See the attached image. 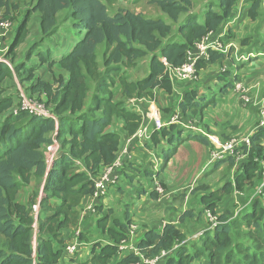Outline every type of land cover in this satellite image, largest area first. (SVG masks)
I'll use <instances>...</instances> for the list:
<instances>
[{
    "label": "trees",
    "instance_id": "obj_1",
    "mask_svg": "<svg viewBox=\"0 0 264 264\" xmlns=\"http://www.w3.org/2000/svg\"><path fill=\"white\" fill-rule=\"evenodd\" d=\"M236 1L215 0L214 5L206 7L202 23L197 24L196 15L189 12L192 8L191 0H150L161 13L154 18L127 9L110 13L107 4L101 0H27L24 10L20 9L22 7L15 0H0V11L3 10L0 22H13L15 18H20L6 56L10 67L0 62V264H55L60 251H53L52 245L61 243V251L67 246V243H63L61 234L67 228L61 215L73 210L83 197L93 192L91 177L98 176L116 158L118 137L112 133H104V129L110 125L114 115L135 118L121 104L113 105L109 99L102 97L109 87L106 83L109 74L134 67L138 60L149 57L148 76L136 84L125 83V92L135 87L140 91L158 86L168 89L170 81L166 65L180 66L193 43L208 32H216L231 14ZM259 2L255 0L254 6L258 7ZM32 13L39 14L40 32V39L32 47H37L57 34L61 25L58 16L62 14L65 16L64 21H69V28L74 31L76 43L57 61L50 60L49 51H46L38 54L41 60L37 67H26L25 61L33 54L32 48L28 50L25 61L20 63L14 60L15 49L25 36ZM98 51L101 53L100 61ZM222 57L223 54L211 52L208 64L218 62ZM160 58L165 60L166 65L160 62ZM53 63H58L67 73L66 81L60 79L57 81L58 85L53 87L52 82L36 77L26 87V91L35 94L36 101L43 104L53 118L36 117L24 112L12 116L10 112L18 103L16 98L19 91H15V95L6 94L10 91V86H3L5 79L16 75L18 82L22 84L32 79L33 73L41 65L51 67ZM208 64L199 61L198 68ZM234 64L237 63H230L228 68ZM227 73L228 70L222 74ZM231 79L237 80V77L232 75ZM228 86L229 84L225 85ZM22 92L26 95L24 90ZM40 94L45 95L43 100ZM196 96L195 89L184 95L178 104L181 114L195 115L204 109L205 106ZM84 108H87V114L82 112ZM100 109H103L104 114L101 119L95 116V112ZM54 138L58 150L48 164L44 150L53 143ZM197 141L207 144L200 137ZM249 143V147L243 149L248 155L247 163L234 181H237V189L242 188L245 180H251L256 175L261 179L264 169L261 145L264 143V128L253 134ZM144 175L151 176V182L156 180L149 172ZM33 180H44L43 208L49 199L61 201L50 216L38 221L35 233L30 205L13 201L19 183L30 186ZM227 186L231 188L230 184L223 188ZM70 198H75L77 204L65 208ZM201 202L202 197L198 203ZM245 207H249L248 215L244 212L231 218L219 216L220 225L203 232L189 247L183 246L184 244L175 245V241L183 239L182 232L176 225L167 224L160 232L147 230L138 241V254H130L118 264H141L142 259L155 258L162 251L172 254L161 259L165 264H264V218L258 221L261 217L258 211H264V188L259 196L254 195L242 208ZM110 214L111 212L103 214L98 221L103 229ZM194 216V211L184 212L179 223ZM131 225L127 212L121 220L113 218L108 228V238L112 245L101 247L95 244L90 263L107 264V260L117 253L119 243L131 238ZM240 236L246 237L247 241L242 243L234 240Z\"/></svg>",
    "mask_w": 264,
    "mask_h": 264
},
{
    "label": "crops",
    "instance_id": "obj_2",
    "mask_svg": "<svg viewBox=\"0 0 264 264\" xmlns=\"http://www.w3.org/2000/svg\"><path fill=\"white\" fill-rule=\"evenodd\" d=\"M259 1L258 7L254 6L255 0H237L234 3L231 14L216 30L217 36L223 35L221 42L224 52L213 53L223 54L224 57L220 58L218 62L205 65V67L198 70V79L195 82H203V79L208 77V72L214 73L215 75L213 76L216 80L212 83L213 85L219 84L222 90L219 96L220 100L216 103H211L209 106L204 105V109L200 112L197 110L198 112L196 115H199L200 119L202 118L203 121L202 125L205 130L200 128L203 133L189 131L184 127L191 124V119L186 116L188 113L186 115L183 113L181 114L178 107L184 95L192 90L190 86L187 87L188 89L186 92H183V96H181L180 90L177 89L175 83H169L168 89L158 86L154 89L140 91L138 87H135V89L125 92V83L136 84L148 76L150 71L149 57L142 60L146 62L145 67L147 69L146 75L142 78L137 79V77H133L134 79L132 81L130 78L125 80L122 79L120 75L119 78H116V76L109 74L106 83H108L109 86L112 85L113 88L108 87V90L102 97L104 99H109L113 105L121 104L122 108L125 107V111L135 116L134 119H137V123L129 120L127 117L114 115L111 118L110 125L104 129V133H112L118 137V149L115 155L116 157H123V166L119 171L118 183L108 187L104 195L100 196L95 202H92L91 194L82 198L78 204L79 216L75 225L61 231L63 243H67L66 245L75 241V238L70 237V234L72 236H75V233L78 235L80 234V239L82 241H79V247L74 255L68 254L65 250L61 251V243L53 244V251H60V256L55 264H91L90 261L94 255V245L99 244L101 247L108 244L112 245L108 238V228L111 226L113 218L121 220L123 214L126 212L130 217V224L136 226V235L133 239L129 238L122 249H120L121 243L123 242L121 241L118 245L117 253L111 259L107 260V264H118L130 254L137 255V244L142 238V234L147 230L160 232L173 218L179 224V219L182 214L187 211L186 209H190L187 205L191 203V184L192 187L194 184L199 183L204 185L208 178L206 177V179H204L202 177L210 174L213 176L216 171L221 169L226 168L229 172L219 182L220 184L214 188V191L220 186L230 184L231 194L227 200L231 202L234 198L238 200L243 198L238 203L239 205H241L240 203L243 202L248 195H254V189L257 188L260 182L257 175L252 178L255 180L256 184L251 182L250 185L254 184L251 189L248 184H245L246 182L249 183V179L242 183L241 189H235L233 184L237 175H241L243 172V166L247 163V159L239 163V161L232 159L235 157H228L229 160L227 158L218 161L211 165L212 167L209 166L210 168L205 166L202 168L200 167L197 169L196 173L192 175L190 169L187 171L185 167L187 155L184 149L185 147L191 146L192 154L196 156L203 155L206 158L209 156V152L212 149L209 143V136H216L221 141L230 139L243 140L245 138H250L259 130L257 128L259 122L258 110H264V0ZM206 9L207 8H195L193 6L190 9V14L196 15L195 21L197 24L202 23ZM213 10H216V8H213ZM132 12L138 13L135 11ZM2 13L3 10L0 11V15ZM158 15H161L159 10ZM198 15H200V17ZM61 16L63 17L64 15L58 16V21ZM29 20H35L37 28L35 32L37 33L36 38L40 39L38 27L39 14L32 13ZM60 22L61 25L59 30L57 34H55L56 36L60 33L63 36V41L59 49L52 52L50 48L47 47V42L45 41L37 47H32L35 41H31L30 36L28 37L29 41L26 40L27 33L25 32L22 42L15 49L16 58L18 59L20 55V53H16L17 51L26 52L23 57L26 58L28 50L32 48L31 51L33 55L49 51V59L57 61L62 54L67 52L76 43L75 39H72L70 33L67 32L70 27L69 21L60 20ZM175 33L174 31L173 34ZM178 38L179 36H177V39ZM241 54L250 55L248 61L242 64H234L232 75L234 78L237 77V80H227L226 84H229V86H223V84H221V74H219L221 72V67L228 66V63L232 64V62L235 61L234 59ZM32 59L33 58L28 57L25 61V59L20 58L16 63L25 61L26 67H30L34 65V63L31 62ZM160 62H162L161 58ZM43 65L46 66V64ZM53 66L58 67L59 71L55 68L57 74L50 82L53 83L54 79L66 81L68 78L67 73L61 69L58 63H53L51 67ZM132 69H134V67L123 68L121 71L129 74ZM16 77V75L12 76L15 84L17 80ZM36 77L37 74L34 72L33 78L35 79ZM112 78L116 80L115 83ZM235 81L240 82L244 87L249 89L247 100L244 101L242 94L236 93L232 89ZM32 82L33 80L30 79L23 82L22 86L25 88L27 87V83L31 85ZM169 91L170 93H168ZM29 93L31 92L29 91ZM209 93H211V89L208 93L206 92L205 96L202 98H199V95H197V100H203ZM44 96V94H40L42 100ZM161 96H175L176 99H170L164 102ZM116 97L118 98L116 99ZM200 100L198 101L200 102ZM151 103L157 106L160 118L164 124L169 123L174 115L179 122H177L178 124L173 123L172 126H166L160 131L153 132L148 143L137 142L133 140V136L140 130L141 125L146 120L144 119V114ZM102 111L103 109H100L95 112V116L100 119L103 118L104 114ZM82 112L86 113L87 108H84ZM189 114L193 115V113ZM177 127L178 129H176ZM198 137L206 140L207 144L203 145L197 141ZM261 145L264 154V143ZM49 148L50 145L46 147L45 158L46 154L50 151ZM124 151L127 152L126 155L123 154ZM182 151L184 153L181 154L183 156L181 159L178 155ZM145 172H149V174L153 176V179L165 185V194L163 196L153 191L151 181V189H147L149 186L143 177H147V180H150L151 176H145ZM197 181L198 183H196ZM188 184H190V189L183 190L182 188L187 189ZM212 190L213 189L210 191L212 192ZM206 194V192H202V194L197 195L195 205L197 204L198 208H200V203H198L200 198ZM182 196L183 198L175 200ZM241 206L243 207L245 204ZM91 207H93V210ZM107 212L108 214L111 212V214L103 229L98 225V221L103 216L102 214H107ZM158 220L161 224L156 228L155 223ZM95 250L97 253V249Z\"/></svg>",
    "mask_w": 264,
    "mask_h": 264
},
{
    "label": "rangeland",
    "instance_id": "obj_3",
    "mask_svg": "<svg viewBox=\"0 0 264 264\" xmlns=\"http://www.w3.org/2000/svg\"><path fill=\"white\" fill-rule=\"evenodd\" d=\"M15 1H17V3L22 7V8H20L21 10L25 9L24 3H26L27 0H15ZM101 1L105 2V4H107V8H108L110 13H114L116 10H119V9H127V10L130 9V10L138 12V13H143L145 16L152 17V18L159 16L158 10L156 9L157 7L155 5H153L151 2H149L150 0H101ZM192 1H193V3H192L193 7L203 8V9H205L206 7L208 8L209 6H212L213 2H215V0H192ZM62 15H64V14H62ZM198 16L200 17V15H198ZM64 17L65 16H63V17L61 16L59 19V22H60V20H64L65 19ZM19 22H20V18L14 19V21L12 22V28L8 31L6 38L4 40H2V43L7 48V52H6L5 56L8 55L9 47H10V44L15 37ZM70 30L71 29L69 28V30L67 32L70 33V36L72 37V39L74 38L76 41V37L74 36V31L71 30V32H70ZM36 31H37V28H36L35 20H32V21L29 20L27 22V30H26L27 38H26V40L29 41L28 37L30 36L31 41L34 40L35 42H37L39 39L36 38V34H37V33H35ZM62 41H63V36H62V34L59 33L55 37H50L45 42H47V47L50 48V50L52 52H55L57 49H59L60 45L62 44ZM98 52H99L98 53V60L100 61L101 53H100V51H98ZM16 53L17 54L20 53L18 59H20V58L25 59L23 57H24V54L26 52L17 51ZM30 57L33 58L31 62L34 63V65L37 67L41 58L38 55H33V54H30ZM18 59L16 58V54H15V59H14L15 62L18 61ZM143 59L138 60L137 65L135 63L134 69H132L129 72V74H127L126 72H125L126 73L125 74L124 71H119L116 73L111 72L110 74H112V76H116V78H119V75H120L122 77V79H125V80H128L130 78L132 81L136 77H137V79L142 78L147 73V69L145 67L146 62L142 61ZM229 65H230V63H228V66ZM228 66H226L227 69H228ZM203 67H205V66H203ZM203 67H199L198 70L203 68ZM55 68L59 71L58 67H56V66L49 67L47 65L46 66L41 65L39 71L38 72L35 71V74H37L38 79L41 78V79L46 80V81H52L54 76H56V74H57V71L55 70ZM233 71H234V67L232 66L228 70V73L226 75L222 74L221 72L219 73V74H222L221 75V84H223V86L226 85L227 80L231 81L230 80L232 78L231 73H233ZM213 75H215V74L208 72V77L203 79V82L199 81L200 83L199 82H192V83H185V82L179 83L178 82L175 84L177 86V89L180 90L181 96L184 95L183 92H186L188 89L187 87H189V86L191 87V89H196V93H197V95H199L198 96L199 98H202L203 96H205L206 92L208 93L209 90L211 89V93H209V95L206 98L201 100V104L209 106L211 103H213V102L216 103L218 100H220L219 96L222 92L220 89L221 86L219 84L213 85L212 82H214L216 80V78H214ZM31 80H35V79L32 77ZM59 80L60 79H54V81H53L54 86L53 87L58 85L57 81H59ZM113 82L115 83L116 80H114ZM170 83H173V82L170 81ZM13 85H14V88H13ZM4 86H10V87H8V89L10 91L7 92L6 94H9V93L13 94L14 93V95H15L16 94L15 91H17V89H21V90L25 91L27 96L32 98L31 100H36V95H32V93H29L28 91H26V87L24 88L22 86L21 82H18L16 80V84H15V81L10 76L5 79ZM27 86H29V83H27ZM109 87L113 88L112 85ZM129 89H132V87H129ZM168 93H170V91ZM27 96H25V97L28 98ZM18 97L19 96H17V98H16L17 100H18ZM117 98L118 97H116V99ZM161 98L164 102L169 101L170 99H176L175 96H168V97L161 96ZM13 99H14V97H13ZM123 108H125V107H123ZM131 116H133V115H131ZM186 116L188 118H190L192 122L196 123V125L199 128L205 130L203 128V125H202L203 124L202 118L200 119L199 115L197 116L196 114L192 115V114L188 113ZM129 120L137 123V119H134V117L129 118ZM76 125H77V122H76ZM257 128H258V124H257ZM176 129H178V127ZM258 129H260V128H258ZM140 130L141 131L146 130V132H147V130L152 131L151 123L148 121V119L143 122V124L140 127ZM153 132H156V131H153ZM209 139L212 142H216L217 140L219 141V138L216 136H209ZM54 140H55V138H54ZM226 141H229V140H226ZM222 142H224V141H222ZM184 151L186 152V155H187V159L185 161V167H186L187 171H189V169H190L192 175L195 174L197 169L200 167L201 168L203 166L208 167V168L212 167L211 165L209 167L206 164L208 159H209L208 158L209 156L205 158L203 155L196 156L195 154H192L191 146L185 147ZM44 152L46 153V149L44 150ZM183 153L184 152L182 151L178 155L181 159L183 158V156L181 155ZM233 157H235V158H232V159H235L236 161H239V163H241L248 158V155H247V153L242 152L241 156H239L238 158H237V155H235ZM200 158H201V160H200ZM126 165H129V164H126ZM261 165L263 166L262 163H261ZM263 168H264V166H263ZM118 172H117V174H118ZM228 172H229V170L224 168V169H221L219 171H216L213 176H211V174H210V175L202 177L204 179H206V177L208 178L206 180V182L204 183V185H201V183H199V184H194L192 187V184H191V191H190L191 203L187 205L190 207V209H186V210L189 212L194 211V214H196V216H194V218L186 220L184 223L178 224L174 218L168 222V224H172L174 226L176 225L177 228L180 229V232H182L181 234L183 235V239L181 241L180 240L175 241V245L184 244L183 246H187V247L191 246L193 242H196L198 240V237L201 236V234L203 232L208 231V230H212L214 228V226H216L217 224L220 225L218 217L221 215H224L226 217L230 216V218H231V217H235V216H240L244 212L247 215L249 214L247 212V209L250 206L242 208L241 205L245 204V206H246L248 204L247 202L248 201L250 202L251 199L254 197V195H258V196L260 195L262 189L264 188V184L262 183V174L264 173V169H263L262 174H261V179L259 178L260 179V182L258 183L259 185L257 186L256 189H254L255 190L254 195H251V196L248 195L246 197V199L240 203L241 205H239L238 203L243 198H240L239 200L234 198L231 202H229L227 200V198L231 194V191H230L231 188L229 186H227L225 188H223L224 186H220L219 188H217L214 191V188L220 184L219 182L228 174ZM143 178L149 186V188H147V189L150 190L151 189L150 180H147V177H143ZM250 182H253L255 184H256V182H255V180H253L251 178V180H249V183L248 182L245 183V184H248L250 186V189H251L254 184L250 185ZM196 183H198V181ZM233 184H234V187L236 189L237 181L234 182ZM162 186H163V190H164L165 185L162 184ZM43 188H44V180L43 181H36V180L34 181L33 180L31 182L30 186L19 183L18 188L13 195V201L15 203L29 204L30 205V213H31V216L33 218L32 228H33L34 233L36 232L38 221L44 220L47 216H50V214H52L54 212V210L59 206L60 199H49L47 204L45 205L46 207H44V208L42 207V203L45 199V194H44ZM182 189L183 190H189L190 184H188L187 189H184V188H182ZM209 189L210 190L213 189L212 192ZM202 192H206L207 194L202 196L203 202L200 203V208H198L197 204L195 205V201H196L197 195L202 194ZM181 198H183V196L178 198V199H175V200H179ZM253 202L254 201L252 200V203ZM252 203H251V205H252ZM76 204H77L76 199L70 198L67 200L68 206L66 205L65 208H68L70 206L74 207ZM78 208H79V206L76 205V207L73 210H70V211L68 210L66 215L65 214L61 215V218L65 219L66 227H70V226L75 225V223L78 219V216H79L78 215ZM72 211H73V214H72ZM187 211H185V212H187ZM258 213L261 214V217L258 218V221L260 222L264 218V211H258ZM160 224L161 223L158 220L155 223L156 228H158V226ZM131 227H136V226L135 225L129 226V230ZM149 228H150V226H149ZM135 234H136V229H135L134 235H132V238H133V236H135ZM70 237L75 238V236H72L71 234H70ZM78 239H79L78 241H82L80 239V234L78 235ZM234 240L244 243L247 241V238L244 236H240L238 238H235ZM183 246H181V247H183ZM163 260L160 259L157 262V264H165L164 262H162Z\"/></svg>",
    "mask_w": 264,
    "mask_h": 264
},
{
    "label": "built area",
    "instance_id": "obj_4",
    "mask_svg": "<svg viewBox=\"0 0 264 264\" xmlns=\"http://www.w3.org/2000/svg\"><path fill=\"white\" fill-rule=\"evenodd\" d=\"M12 28V21L6 20L0 22V62L7 64L10 67V64L6 60V52L7 48L2 43V40H4L7 36L8 31ZM216 32H208L205 36L201 37L199 40L195 41L190 49L187 50L184 62L178 66V67H170L166 65V62L164 59H162V62L164 65L167 66V76L168 80L173 83H192L195 82L198 79V62L203 61L204 63L208 64L210 59V53L212 52H218L223 53V45H222V36H217ZM250 55L248 54H241L238 57H236L234 60L235 63H242L245 61H248ZM229 68L227 69L226 66L221 67V73H225ZM232 89L236 93H241L243 100L248 99V92L249 89L244 87L240 82H234ZM19 91V97H18V103L15 107L11 110L12 116H17L20 113H27L32 116L41 117V118H53L51 113L47 110V108L37 102L36 100H31L26 98L25 94L22 92L21 89H18ZM25 95V96H24ZM259 116V122H258V128H264V110L260 109L258 111ZM144 118L148 119V121L151 123L152 131L146 132V130L141 131L139 130L134 136L133 140H136L137 142H146L148 143L149 139L151 138V134L153 131H160L166 126H170L173 123L178 124L179 122L175 115L173 118H171L170 122L167 124H164L160 118L159 110L157 106H155L153 103L150 104L148 109L146 110L144 114ZM146 119V120H147ZM191 121V120H190ZM191 124L184 126L189 131H194L198 133H203L202 130L196 125L194 122H190ZM180 124V123H179ZM210 140V139H209ZM217 140V139H216ZM211 145L213 146V150L209 152V159L207 161V165H213L214 163L224 160L227 157H233L237 155V158L241 156V153L243 152L244 148H248L249 138H245L243 140H236L231 139L229 141H216L212 142L210 140ZM50 151L46 154V160L47 163L50 164V162L54 159L56 152L58 150V144L56 140L53 139V143L50 145ZM123 154H127L126 151H124ZM123 166V157L117 156L114 160V162L109 166L102 169V171L99 173L96 177H91L92 184H93V192L91 193L92 196V202H95L100 196L104 195L106 189L112 185H115L118 183L119 178V172ZM118 172V174H117ZM262 183L264 184V173L262 174ZM152 187L153 191L158 193L159 195H164V190L161 186V184L157 180L152 181ZM93 210V207H91ZM135 227H131L129 230L130 237L132 238V235H134ZM126 241H123L121 243L120 249L123 248ZM35 243H33L34 245ZM79 241H78V234L75 233V241L71 244H68L65 246L64 250L70 255H74L79 247ZM172 256L171 252L162 251L161 254L155 258L152 259H142L141 264H157V262L160 259L168 258Z\"/></svg>",
    "mask_w": 264,
    "mask_h": 264
}]
</instances>
